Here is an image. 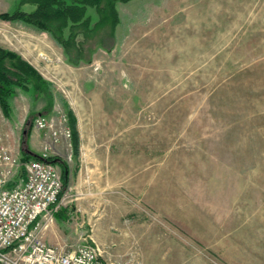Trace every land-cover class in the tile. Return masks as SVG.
<instances>
[{
  "label": "rangeland",
  "instance_id": "rangeland-1",
  "mask_svg": "<svg viewBox=\"0 0 264 264\" xmlns=\"http://www.w3.org/2000/svg\"><path fill=\"white\" fill-rule=\"evenodd\" d=\"M116 11L115 33L91 38L77 64L48 32L0 17V48L47 83L48 114L75 120L65 219L48 242L96 245L102 264H264V0ZM47 104L18 89L9 117L0 107V143L20 159Z\"/></svg>",
  "mask_w": 264,
  "mask_h": 264
},
{
  "label": "built area",
  "instance_id": "built-area-1",
  "mask_svg": "<svg viewBox=\"0 0 264 264\" xmlns=\"http://www.w3.org/2000/svg\"><path fill=\"white\" fill-rule=\"evenodd\" d=\"M56 114L34 121L40 158L24 162L0 143V264H102L96 245L67 250L46 240L66 189L61 170L50 160L61 158L63 150L70 161L73 157L68 117L58 108Z\"/></svg>",
  "mask_w": 264,
  "mask_h": 264
},
{
  "label": "trees",
  "instance_id": "trees-1",
  "mask_svg": "<svg viewBox=\"0 0 264 264\" xmlns=\"http://www.w3.org/2000/svg\"><path fill=\"white\" fill-rule=\"evenodd\" d=\"M133 0H20L16 9L11 13L2 14L0 17L14 21H20L37 30L48 32L54 40L61 45L68 59L76 61L85 59V45L98 34L112 35L120 23L119 14L116 11L117 3H129ZM30 6L31 11L24 8ZM88 8H95L99 14V21L92 26L91 19L87 15ZM74 55V56H73ZM74 59V60H72ZM77 59V60H75ZM20 89L30 93L33 97H44L47 100L46 114L50 117L55 98L48 89L47 83L42 79L38 71L22 57L0 48V107L6 117L10 116L11 100ZM69 126L72 129L74 151L78 149V135L75 131V120L70 114ZM34 122L30 121L24 136L29 141ZM28 148L23 150L22 161L40 158L38 153ZM76 157V152H75ZM51 163L60 167L65 188L70 185L71 172L69 165L62 158H52ZM65 219L64 211L58 212L56 220Z\"/></svg>",
  "mask_w": 264,
  "mask_h": 264
},
{
  "label": "crops",
  "instance_id": "crops-1",
  "mask_svg": "<svg viewBox=\"0 0 264 264\" xmlns=\"http://www.w3.org/2000/svg\"><path fill=\"white\" fill-rule=\"evenodd\" d=\"M16 0H0V14L10 11V4H14ZM72 177V176H71ZM59 221V220H57ZM61 222V221H60ZM49 230V229H48ZM52 232V231H51ZM47 240V238H46ZM48 242V240H47ZM50 243V242H49Z\"/></svg>",
  "mask_w": 264,
  "mask_h": 264
}]
</instances>
